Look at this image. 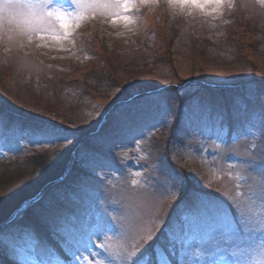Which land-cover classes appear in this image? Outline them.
<instances>
[{"label":"rangeland","instance_id":"obj_1","mask_svg":"<svg viewBox=\"0 0 264 264\" xmlns=\"http://www.w3.org/2000/svg\"><path fill=\"white\" fill-rule=\"evenodd\" d=\"M25 2L41 3L49 0ZM236 2L235 9L225 10L223 6L221 16L208 17L212 20L211 24L201 23L200 10L174 16L163 6L166 0H159L158 7L151 12L147 5L139 7L138 13L133 12L134 8L130 9L129 15L135 23L127 25L122 20L111 23L108 16L99 12L93 16L88 11L79 27L74 28L69 40L61 44L47 36L45 39L48 46H44V42L37 38L29 41L19 35L9 38L8 33L0 34V62L4 64L2 69L12 67L10 62L16 67L13 98L16 102L27 100L31 109L50 112L54 101L55 107L58 99H67L83 90L84 84L82 86L80 81L76 83L72 80L77 78L82 69L86 72L87 67L92 65L91 58L96 53H93L94 50L89 45V50L84 46L87 39L89 42L93 30L97 31L96 36L103 37L105 46L111 48L114 45L121 52L124 59L120 61L122 68L119 71L124 79L128 76L133 81L129 87L174 82L179 88L176 93L166 88L161 92L156 87L146 95L136 93L135 96L129 95L130 97H123L126 93L121 89L117 92L115 89L110 90L113 93L111 95L115 96L103 99L106 105L116 98L122 100L113 112L116 123L114 120V123L108 124L102 134L81 150L76 174L46 193L45 202L50 200L52 205L44 218L50 223V233L55 236L62 253L55 249L54 243H48L44 232H39L31 224L18 223L0 236V245L6 247L11 256L9 259L17 264H25L26 261L28 264H56L57 258L65 255L67 231L73 226L87 229L102 216L117 226V232H107L94 238L97 244L103 241L115 247L122 243L128 251H132L133 245L139 244L140 248L143 246L145 242H140L139 236L150 230L153 240L150 241L149 249L152 248L155 253V248L159 245L170 264H174L177 257L178 264L264 262V255L260 252L264 248V228L259 224L260 220H264V199L259 191L255 196L249 193V186L256 173L245 163L250 157L259 160L261 148L264 147V92L257 91L258 81H255L264 79V13L246 9L243 5L247 0H233L234 5ZM49 6L59 7L70 13L80 11L73 0H50ZM143 7L149 13L147 17L140 13ZM152 12L154 13L151 15ZM231 12H236V15L228 16ZM168 26L172 27L173 32L179 29V32L187 35V40H191L195 29L204 30L201 33V43L211 47L209 51L218 49V53L225 50L227 55H231L230 58L237 61H232L235 66L224 65L226 61L218 66L214 62L193 61L188 56L190 51L186 53V47H183L186 46L185 38L180 41L177 49L179 55L169 57V60L164 53L166 46L161 43H164L167 32L170 34ZM147 29L149 43L144 42L142 33H139ZM239 30L248 33V43H253L258 38V54L256 50L251 51V47L247 50V45H242L244 49L239 45V40L236 39V32ZM209 31H222L225 35L222 39L212 40L208 38ZM79 32L83 37L81 43L75 37ZM99 42L96 38L90 39V44L98 53L104 52V47L99 46ZM103 52L101 53L104 55L96 66L98 69L106 56ZM247 60L250 62H246ZM110 71L115 73L111 65ZM67 74L69 75L66 77ZM198 74H205V78L210 80L201 89L187 82ZM23 84L27 85L30 92L21 89ZM95 84L100 86L98 82ZM228 85L234 90H223ZM101 86L110 88L109 81L105 79ZM45 89L49 94L44 93ZM222 92L228 96L227 105ZM145 96L157 99L158 104L143 106ZM180 97H186V100L178 114ZM91 106L92 103L89 107ZM71 111L64 112V115L75 123L80 119L81 127L84 126L82 119L90 120L95 115L81 105L79 110L72 107ZM177 114L178 122L175 125L174 117ZM4 122L9 130H0V157L4 152L9 153L15 147L20 148L25 144L28 147L34 145L43 148L53 143L35 142L29 130L36 125L33 127L15 121ZM164 124L173 128L174 137L171 135L169 146L165 141L168 130L161 126ZM253 144L257 147L252 148ZM168 150L169 153L171 151L170 156H167ZM177 155L185 163L196 160L202 162L205 166L203 175L194 173L197 183L202 189L211 190L220 197L207 195L208 192L204 193L202 189L190 188L189 192L185 191L184 175L177 168L173 170L169 166ZM171 165L175 167L174 163ZM132 181L136 183L133 184ZM176 181L180 182L178 189L173 188ZM194 193L203 194L220 204L238 226L241 217L235 204L239 203L250 221L255 223L250 222L249 232L241 233L238 239H229L227 235L221 234L222 230L218 226L197 222L186 216L189 215L186 204L190 203ZM121 224L127 227L123 239L117 234ZM181 227L183 233L180 232ZM170 232L176 233L178 241L183 240L192 247L181 248L178 241L173 246L170 243ZM80 251L84 253L82 248ZM91 251L99 253L95 257L97 260L107 258L104 249L91 247ZM84 255L87 256L88 253ZM144 259L149 264L148 258ZM156 259L158 264H162L157 255ZM72 264L84 262L77 257ZM115 264H120V261L116 260Z\"/></svg>","mask_w":264,"mask_h":264},{"label":"trees","instance_id":"obj_2","mask_svg":"<svg viewBox=\"0 0 264 264\" xmlns=\"http://www.w3.org/2000/svg\"><path fill=\"white\" fill-rule=\"evenodd\" d=\"M236 5L237 2L234 5V9ZM140 13H142L146 17L149 15L145 7H143ZM153 13L154 12H152L151 15ZM235 15L236 12H231L228 16ZM167 30H169L170 34L168 35L167 32V35L164 36V43H161L164 47L166 46L164 53H166V58L170 60L171 57L173 58V56L179 55L180 52L177 49L179 48L180 41H182L184 38L186 39L187 35L179 32V29L173 32L171 26H168ZM195 31L196 32L191 35V40L186 39L187 41H189V43L186 42V40L185 42L183 41L184 45H186L183 46L186 47L185 52L187 53V51H190V53H188V56L193 61H202L205 63L214 62V64H217V66L220 63L226 61L227 63L224 65L235 66V63L237 61L234 58H230L231 55H227L225 53V50L223 51V49L221 48L222 50H220L218 53V49L216 51H209L211 47L201 43V33L204 30L197 28L195 29ZM239 31L238 33L236 32V39L239 40V45L243 49V46L247 45V50H256L255 52L256 54H258V49H256L258 38L254 39L253 43H248V40L250 38L248 33L242 30ZM91 32H93V34H91L89 42L87 39L84 47L86 49V47H88L89 45V47L94 50L93 53H96L91 58L92 65L90 67H87L86 72L84 69H82V71L80 70L81 73L78 74L77 78L72 80V82L76 83L80 81L82 83V86L84 84L83 90H80L78 94H74L72 97H67V99H58V103H56L55 107L53 105L55 104L54 101L52 104L53 108L51 107V110L54 109L53 112H51V110H49L50 112H44L34 108L31 109L30 107H28L29 104L27 100L16 102L15 98H13L15 95L13 83L17 75L15 71V64L13 62H10L9 64H11L12 67L2 69V66H4V64L2 65L0 62V113L3 114L4 120L15 121L16 123H20L22 125L30 124L33 125V127L35 125L37 127L38 125L44 123H55L60 125L64 129L63 134H66L67 137V139L60 140L58 141V143L54 142L53 144H50L47 147L43 148L42 146L33 145V147H25L21 150L13 149L9 153L4 152L0 157V236L3 235L6 230L10 229L18 223H28L33 227L35 226L36 229L39 230V232H44L48 243H54V246L56 247L55 249H57L59 253H62V248L59 246V243L57 242L55 236H52V234L50 233V223H47V220H45L44 218L51 210L52 205V202L50 200H48L47 203L45 202V197L47 196L46 193H48L49 190L56 187L57 185H61L66 178L68 179L76 174L81 150L86 147V145H88L91 141H93L92 139L102 134L104 128H106L108 124L114 123L115 118H113V112L115 109H117L115 107L118 106V104L122 100L116 98L106 105L105 102H103V99H112L115 96L111 95L113 93H110V90L112 89H115L116 92L121 89L124 93H126V95L124 94L123 97L135 96L136 93L146 95V93L156 87L159 88L161 92L165 90L164 88H166L167 90H174L176 93H178L179 91L177 84L175 85L174 82H168L166 84L164 82H159V84L148 83L141 86L136 85V88L129 87L128 85H131L130 82L133 81H130L128 76L124 79L123 74L119 71V69L122 68L120 61H123L124 59V57L120 55L121 52L119 51V49L114 45L110 46L111 48L105 46L106 43L103 41V37L96 36V30H93ZM139 33H142L141 35L144 37V42L149 43V41L147 40L149 36L148 29L142 30ZM193 36L196 37L193 38ZM94 38H96L97 41L100 40L99 46L104 47V52L100 51L98 53L97 49L92 46V44H90V39L93 40ZM222 38L223 37L219 39ZM175 49L177 50V52H174ZM101 52L105 53L106 56L102 62V66H100V69H98V67L96 66H98L101 61L102 55H104ZM160 58L162 57L160 56ZM163 59L165 60V58ZM164 60H161V62L164 63ZM233 60L235 61V63L232 62ZM246 62L250 61L247 60ZM110 65L115 73H112L110 71ZM71 73H73V71ZM68 75L69 74H67L66 77ZM195 75L189 78L187 82L193 86H197L196 88L201 89L206 86L208 81H210L205 78V74H198L197 76ZM20 76L18 77L19 80L21 78ZM105 79L109 81L110 88L101 86ZM255 81H258L256 84L257 91L264 92V79H256ZM97 82L100 86H96L95 83ZM21 89L23 91L30 92L26 84H23ZM46 89L44 90V93L49 94V91ZM224 89L228 90V92L234 90L229 85L224 87L223 90ZM222 95L225 98L224 103L227 105L228 96H226L225 93L223 94V92ZM186 97L179 98V109L177 112L178 114L179 111L182 110V108L185 106ZM44 99L50 101L45 97ZM24 103H26L27 105H24ZM82 103H85V106ZM91 103L92 106L89 107ZM80 105L83 107V109L95 113V115H93L90 120L82 119L84 125L83 127L80 126V119L75 123L72 119H68L67 115H64V112L71 111L72 107L73 109L79 110ZM178 114L174 117L175 125L178 122ZM161 126H163L162 128L166 127L165 129L168 130L166 132L167 135L165 136V141L169 146L173 128L170 125L169 127L166 126V124ZM4 130H9V127L5 126ZM169 150L167 153H169ZM170 154L171 151L167 156H170ZM167 158L168 157H166V159ZM174 158L175 159H173L171 163H174L175 167L171 165V163H169V166L173 170H176L177 168V170H179L180 173L184 175L183 177L186 187L185 191L189 192L190 188H193L192 190L202 189L203 187H201L197 183V178L194 177V173L199 172L202 176L205 167L204 164L197 160L195 162L185 163L181 157H178V155ZM202 190L204 193L208 192L206 194L212 197H220L217 196V193H214L211 190ZM232 210H234V208H232ZM150 244V241H147L140 248L141 251H144V256H155L154 252H152L153 249H149ZM10 257L11 256L7 252L6 247L0 245V263L17 264L13 260L9 259ZM150 258L153 262L155 261V258Z\"/></svg>","mask_w":264,"mask_h":264},{"label":"snow or ice","instance_id":"obj_3","mask_svg":"<svg viewBox=\"0 0 264 264\" xmlns=\"http://www.w3.org/2000/svg\"><path fill=\"white\" fill-rule=\"evenodd\" d=\"M80 9L79 12L70 13L62 10L59 7H50L49 2L32 3L25 2V0H0V34L8 33L9 38L13 35H19L31 41L37 38L44 42V46H48L45 37H50L51 40L61 44L65 40H69L74 28L79 27L80 23L85 19L86 13L91 11L95 16L97 12L101 15L108 16L111 23H116L122 20L126 25L134 22L129 11L132 8H139L144 5L158 3L159 0H73ZM169 5L179 6L181 9L185 7L196 8L205 15H210L213 18L217 16L222 7L227 4L234 7L233 0H166ZM264 5V0H259ZM40 45H37L39 47ZM158 104V100L145 96L142 101L143 106H150ZM5 127L3 114L0 113V130ZM30 135L35 138V142H55L59 139H67L63 135L64 129L55 123H44L29 130ZM252 148L257 145L253 144ZM247 166L256 173L253 178L252 185L249 186V193L252 196L259 191L260 196L264 199V147L261 148V155L259 160L250 157L245 161ZM133 184L136 181H132ZM180 182L176 181L173 188H179ZM237 195H239V188L237 186ZM175 198V197H174ZM251 202V197H249ZM238 211L240 212V226L233 222L229 212L220 204L213 200L206 198L203 194L194 193L190 203L186 204L189 209V215H186L197 222H208L212 225L218 226L222 230V235H227L229 239H238L241 233L249 232L250 217L239 203H236ZM260 227L264 228V220L259 221ZM127 227L120 225V231L117 233L123 239ZM107 232H117V226L104 217L96 219L95 223L87 229L73 226L67 231V239L65 240V255L58 257L56 264H72L73 261L83 260L84 264H115L116 260L120 264H146L143 259L145 253L140 250L139 244L132 246V251H128L122 243L113 247L105 242L96 243V239ZM183 233V227L180 228ZM79 233V235H78ZM108 239H111L110 237ZM153 240V235L150 230H146L145 234L139 236L140 242ZM176 233L170 232V243L175 246L177 243ZM181 248L187 246L191 248L192 245H186L183 240L178 241ZM104 249L106 259H95L99 253L91 251V247ZM81 248L87 256L81 253ZM261 255H264V248L260 250ZM157 257L162 264H170L169 260L164 258L159 245L155 248ZM235 255V253H233ZM25 264H28L26 261ZM264 264V262H262Z\"/></svg>","mask_w":264,"mask_h":264},{"label":"clouds","instance_id":"obj_4","mask_svg":"<svg viewBox=\"0 0 264 264\" xmlns=\"http://www.w3.org/2000/svg\"><path fill=\"white\" fill-rule=\"evenodd\" d=\"M163 6L174 16L186 15V14L192 12L193 10H198L196 8H190V7H185L183 9H181L179 6L169 5L167 2ZM243 6L249 10H258L260 13H264V5H262L259 2V0H247V3H245ZM147 7H148V10L151 12L158 7V4L153 3L150 5H147ZM224 8H225V10H230L233 7H230L227 4H225ZM221 15H222V13L220 11V13L217 15V17H219ZM200 16H201V23H204V22H206L208 24L212 23V20L208 19V17H211L210 15H205L200 11ZM133 23H135V21ZM224 23H227V21H224ZM224 35H225V33L222 31L216 32V33H212L211 31H209L208 38H210L212 40H217V39L223 37Z\"/></svg>","mask_w":264,"mask_h":264}]
</instances>
